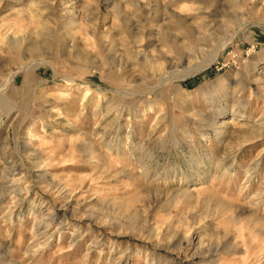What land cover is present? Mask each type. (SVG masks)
Listing matches in <instances>:
<instances>
[{"label":"rangeland","instance_id":"rangeland-1","mask_svg":"<svg viewBox=\"0 0 264 264\" xmlns=\"http://www.w3.org/2000/svg\"><path fill=\"white\" fill-rule=\"evenodd\" d=\"M0 264H264V0H0Z\"/></svg>","mask_w":264,"mask_h":264}]
</instances>
